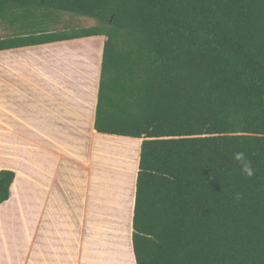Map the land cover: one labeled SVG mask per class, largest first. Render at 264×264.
<instances>
[{"label":"trees","instance_id":"1","mask_svg":"<svg viewBox=\"0 0 264 264\" xmlns=\"http://www.w3.org/2000/svg\"><path fill=\"white\" fill-rule=\"evenodd\" d=\"M0 28V52L107 38L94 130L144 139L136 264H264V0H0Z\"/></svg>","mask_w":264,"mask_h":264},{"label":"crops","instance_id":"2","mask_svg":"<svg viewBox=\"0 0 264 264\" xmlns=\"http://www.w3.org/2000/svg\"><path fill=\"white\" fill-rule=\"evenodd\" d=\"M106 39L0 52V172L16 173L10 199L0 206V264H116L100 253L112 215L124 224L121 264H136L141 142L98 134L100 74L98 85L82 83L90 57L100 64ZM89 122L92 132L84 133ZM110 148L125 153L118 190L113 165H106Z\"/></svg>","mask_w":264,"mask_h":264},{"label":"rangeland","instance_id":"3","mask_svg":"<svg viewBox=\"0 0 264 264\" xmlns=\"http://www.w3.org/2000/svg\"><path fill=\"white\" fill-rule=\"evenodd\" d=\"M98 25L97 21L90 19V18H85V17H80V16H76L73 14H69V13H64L62 15L61 21L54 25L52 27L53 30H56L57 32H62V31H72L74 29H79V28H92V27H96ZM14 33L12 30H6L3 28H0V38H6V37H11L13 36ZM90 40H83L80 41V43L78 45H87L90 44ZM77 45V46H78ZM104 49V48H103ZM93 55V54H92ZM98 58L95 56L90 57V62L88 64L87 67V71L84 74V79H83V86H85L87 84V80H92L94 79V85H98V76L100 74V68H101V62L100 64H98ZM69 64V63H68ZM71 65V64H70ZM69 66V65H67ZM92 69V71H91ZM98 69H99V73H98ZM91 73L92 76L94 78L91 77ZM97 91V88H96ZM96 95V94H95ZM86 97H87V93H86ZM92 101V100H91ZM83 104L88 103L87 99H84L82 101ZM69 105H67L66 107L68 108ZM92 106V105H91ZM63 107V106H62ZM61 107V109H62ZM63 110V109H62ZM67 111V109H66ZM71 116L69 114V112L67 111V118L69 119ZM90 120V118H89ZM91 123L89 122V126L87 128L88 130H84L82 129V131L84 133H86V131L88 132H92V127L90 125ZM143 142V140H142ZM141 142V144H142ZM111 149V148H110ZM119 149V148H118ZM106 153V152H105ZM124 151L123 150H113L111 149L108 153L109 158L108 161L106 163V165H113L111 168V171H113L114 174V184H113V188L114 190H118L119 189V180L120 177L122 176L123 172L127 171V169H125L126 165L124 166V161H122L124 159ZM138 169H139V164H138ZM138 174V173H137ZM114 214V213H113ZM113 215L111 216V218L109 219L108 223H109V227L110 230L112 231V233H110V238L108 239V243L107 241L102 244V249H100V253L103 252V254H107L109 255V257L111 258L112 261H114L116 264H121L122 261H124V258L122 257V226L123 221H118L117 218H114L112 220ZM114 264V263H112Z\"/></svg>","mask_w":264,"mask_h":264},{"label":"clouds","instance_id":"4","mask_svg":"<svg viewBox=\"0 0 264 264\" xmlns=\"http://www.w3.org/2000/svg\"><path fill=\"white\" fill-rule=\"evenodd\" d=\"M234 160L239 164L240 171L243 175H246L248 177H252L254 175V170L251 164V161H249L244 152H237L234 153ZM240 198V194H237L236 199Z\"/></svg>","mask_w":264,"mask_h":264},{"label":"bare ground","instance_id":"5","mask_svg":"<svg viewBox=\"0 0 264 264\" xmlns=\"http://www.w3.org/2000/svg\"><path fill=\"white\" fill-rule=\"evenodd\" d=\"M97 137H99V135L97 136ZM101 138V137H100ZM108 138V137H107ZM103 139V138H102ZM105 139V138H104ZM115 139V138H114ZM117 139V138H116ZM121 140V139H120ZM137 140V142H142V139H136ZM123 141H125V140H123ZM130 141V140H129ZM101 142V141H100ZM108 142V141H107ZM105 143V142H104ZM111 144V143H110ZM122 145V144H121ZM141 147V146H140ZM126 148H128V147H126ZM139 148V147H138ZM131 149H132V147H131ZM134 149V148H133ZM135 150H137V149H135ZM121 151V150H120ZM139 153V152H138ZM135 162V161H134ZM136 165V164H135ZM137 167V166H136Z\"/></svg>","mask_w":264,"mask_h":264},{"label":"water","instance_id":"6","mask_svg":"<svg viewBox=\"0 0 264 264\" xmlns=\"http://www.w3.org/2000/svg\"><path fill=\"white\" fill-rule=\"evenodd\" d=\"M143 141H144V139H143Z\"/></svg>","mask_w":264,"mask_h":264}]
</instances>
